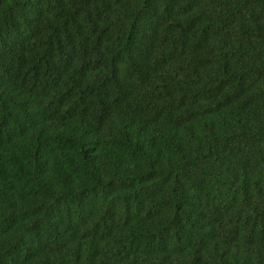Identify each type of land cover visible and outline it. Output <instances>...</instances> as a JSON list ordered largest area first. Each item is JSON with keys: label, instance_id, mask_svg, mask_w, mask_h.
<instances>
[{"label": "trees", "instance_id": "trees-1", "mask_svg": "<svg viewBox=\"0 0 264 264\" xmlns=\"http://www.w3.org/2000/svg\"><path fill=\"white\" fill-rule=\"evenodd\" d=\"M0 264H264V0H0Z\"/></svg>", "mask_w": 264, "mask_h": 264}]
</instances>
